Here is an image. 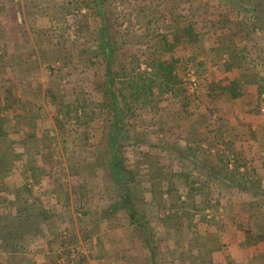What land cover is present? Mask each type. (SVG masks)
I'll return each mask as SVG.
<instances>
[{
	"label": "trees",
	"instance_id": "obj_1",
	"mask_svg": "<svg viewBox=\"0 0 264 264\" xmlns=\"http://www.w3.org/2000/svg\"><path fill=\"white\" fill-rule=\"evenodd\" d=\"M115 2H126L120 15L127 27L111 15ZM24 4L26 13L32 10ZM63 4L69 7L67 14L49 20L65 23L63 33L53 27L49 30L56 31L48 37L36 34L43 46L35 50L46 57L43 64L54 61L60 71L66 68L68 96L61 93L62 101L56 103L60 91L54 81L44 90L29 83L26 89L35 90L34 99L43 95L60 126L73 122L83 146L96 153L93 167L98 165L96 171L101 170L114 194L113 209L123 210L134 234L118 242L116 258L129 262L119 252L132 248L141 254L136 261L158 264V255H171L173 249L170 262L212 264L218 245L208 246L207 236L193 233L191 220L195 212L218 213L221 206L225 219L234 220L232 213L247 215V229L237 225L245 234L247 252L242 255L247 254V264L256 259L264 264V174L249 159L261 154L264 170V0H63ZM19 32L21 44H27L25 33ZM56 32L60 33L52 35ZM133 32H139L143 41L129 43ZM14 48L21 53L24 47ZM32 53L28 59L15 57V65L34 78L41 62ZM50 62L45 65L49 70ZM191 70L197 81L192 92L184 81ZM248 93L251 122L247 129L228 128L225 106ZM33 107L13 96L0 104V264H35L36 254L52 252L44 236L55 230L49 221L55 217L33 193L44 173L42 162H50L51 153L45 152L47 129L37 125ZM68 139L62 137L61 144ZM178 139L185 141V150L178 149ZM148 148L159 152L150 155ZM152 208L173 210L154 220L167 230L151 227ZM170 231L177 239L165 251ZM74 240L72 236L61 245L66 248ZM190 240L194 246L185 249ZM111 242L113 246L115 239ZM34 244L44 251L29 247ZM63 254L47 255V264L69 263L71 253Z\"/></svg>",
	"mask_w": 264,
	"mask_h": 264
},
{
	"label": "rangeland",
	"instance_id": "obj_2",
	"mask_svg": "<svg viewBox=\"0 0 264 264\" xmlns=\"http://www.w3.org/2000/svg\"><path fill=\"white\" fill-rule=\"evenodd\" d=\"M40 1L42 0H0V40L3 38L5 33H9L11 34V40H13L15 43H18V41L21 40V35H19L20 30L21 33H25V42H27V44H30L31 39H34L37 33H42V35H46L48 37L50 31H56L49 30L53 29V27L55 29L60 27L62 29L60 32L63 33L62 31L65 28V23L63 25L59 23L52 24L49 20L57 19L62 17V15H66L69 11V7L67 8L65 4L62 5L63 0H47V2L44 4L43 2L40 3ZM25 2L26 4H30L33 7L31 8L32 10L28 11V13L24 11L26 7L24 4ZM37 5L40 10H42V7H45L43 8L42 13L45 12L48 16L42 15V13L38 11L39 8L38 10H35L34 8H37ZM113 6L115 7L111 12L113 19H115L117 23L122 20L124 22V26L122 28L127 27L129 23L124 21L125 18H121L122 16L120 15L126 11V2H115L113 3ZM60 8H62V12L59 10ZM31 11H33V13H30ZM81 13H84V10H81ZM60 32L53 33L52 35H58ZM127 39L131 44H139L143 41L139 35V32H133L128 36ZM25 44H21L24 47L21 49V53H24L23 56H26V59L30 58L31 55H29V53L32 51L33 59L39 60L41 62L39 68L35 70L36 74L34 80L29 81V84L32 85V87H40L42 90H44L50 81H54V84L57 85L58 91H60L56 99V103L59 104L60 101H62L61 97L63 96L61 93L64 95L66 94L67 96L69 93L67 88L69 77H64L66 68L60 71L59 63H55L54 61H52V63L49 61L51 63L50 70L53 69L51 72L45 66L49 62L45 64L42 63L46 57L40 56V49H37L38 51H36L35 49L27 47L30 45L25 46ZM25 49L26 51H24ZM44 50L45 48L43 51ZM45 52L47 51L45 50ZM5 63L6 65H9L8 62ZM143 68L144 67H142V69ZM188 73L194 75L192 70ZM56 76L58 78H56ZM186 77L184 81H187ZM7 83L8 81H3L0 83V85H5ZM187 86L190 92L194 90H191L189 85ZM27 91L28 102H31V104L34 106L33 108H36L38 111V115H35V118L38 119L37 125L39 126V120H42L43 127L47 129L46 132H44L47 142V150H45V152H47L46 154H48V156L51 153L49 160L50 162L46 164L42 162L41 167L44 173H41L39 183L33 188L34 196L38 198L39 204L42 203L45 209L50 211L48 213L55 217V219L49 220L55 223V230H53L51 235L46 233L47 235L44 236V240L47 243L49 242L48 246L52 252L64 255L63 251L67 250L71 253V261L67 264H106L107 255H104V253L109 252L107 248L111 246L112 238L115 239V242L111 247H113V251H117L118 242L122 240L126 241L129 236L134 237V234L129 231L127 226L129 219L125 217L123 210H117L115 208L113 209L112 205L116 203L115 197L113 196L114 194L107 188L108 184L106 183V180L102 178L103 174L101 170L96 171V167H98V165L95 166V168L93 167V164L95 163L93 160L97 157V155L96 153L87 150V148L83 146V141H81L83 138L82 134H80L81 132L76 131L75 133V127L72 124L73 122H69L65 124V126L64 122H61L63 126H60V124H58L53 118V108L46 104L47 101L43 100V95L41 94V96L39 95L36 99H34L32 95L33 91L35 90H32L31 92L30 90ZM58 118L61 119L60 116ZM89 129L90 127L87 128L88 132ZM62 137H69L66 145H62L60 142ZM176 143L178 149H186V143L183 139L176 140ZM148 149L149 150L147 152H149L150 155H155L159 152L154 148ZM211 151L213 152V149ZM163 153L164 152H162L161 155ZM97 154L101 155L102 153L101 151H97ZM102 156L103 155H101V157ZM259 161L260 159H258L255 163L252 161L254 165L256 164L255 168L260 167ZM197 162H199V158ZM185 166L186 170H188L190 167L189 162H187ZM95 173H97V177L95 176ZM193 175L194 177H197L198 171H194ZM244 199H247V196H245ZM156 210V208H152V212L149 211L150 214L148 215V219H151V227H153L155 231L158 230L163 232L164 230H167L168 227L159 224L156 225L154 220L162 219L169 214L171 215L173 210L168 211V213H166V209L163 212L161 210ZM218 210L219 213H215L211 209H207L204 213L195 212L191 220L193 227L192 232L200 235L207 233L208 235L206 236L208 238L206 244L208 246L216 244L218 245L217 251L219 252V255L217 257L214 256V258L218 260L217 264H228V256L224 251L221 253V247L223 245V241H225V235L222 234L223 232H221V226L223 225H221V222L224 223L225 216L221 206ZM181 215H183L182 212ZM206 219L218 220H210L208 222L210 227L207 228V231H205L206 226L204 225L206 224ZM103 233L105 234L103 235ZM102 235L104 241L100 240ZM72 236H75L74 242H71V244L68 243L69 245L66 248H63L61 243L69 241ZM181 236L183 237L184 235ZM169 237L171 240L164 242L165 251L168 249L171 250L173 248V241L177 239L173 231L169 232ZM201 241L204 240L202 239ZM100 242L102 245L97 244ZM35 245L36 244L29 247L31 249L37 250L36 252H40L42 250L44 251L43 248L35 247ZM193 246L194 245L190 240L189 242H186L185 249L191 248ZM25 247L26 249H30L26 245ZM110 251H112V249ZM52 252L48 251V254H36L34 256L36 262L35 264H47L49 261L47 255L52 254ZM76 254H78L77 256L81 257L79 261L78 259L80 257L75 258ZM128 254L130 256L129 262H127V264H143L139 262L140 259L136 261V258H139L141 255L137 250L129 248ZM172 254L173 249L171 255H167V253L158 255V264H178L176 260L171 262L169 261L173 258ZM114 257L116 258L117 255ZM62 260H65V257H63ZM62 260H59V263H62ZM99 260H102V262ZM256 260L252 264H258L259 261ZM124 263L125 262L119 260L118 258L115 261V264Z\"/></svg>",
	"mask_w": 264,
	"mask_h": 264
},
{
	"label": "crops",
	"instance_id": "obj_3",
	"mask_svg": "<svg viewBox=\"0 0 264 264\" xmlns=\"http://www.w3.org/2000/svg\"><path fill=\"white\" fill-rule=\"evenodd\" d=\"M62 12V8L59 9ZM60 12V13H61ZM39 34V33H37ZM11 34H4L3 38L0 40V66H2V68H4L3 70H0V83H2L3 81H8L7 84L5 85H0V104H1V100L4 98H9V96H13V97H17L20 99V103L23 104H28V91L26 89V84L29 83L30 81H33L34 78L33 77H28L25 73H24V69H22L21 67L19 68V66H16L15 64H18L15 57L17 58H24L23 54L24 53H18L16 52L14 49L15 46H19L21 44V40L18 41V43L13 42V40H11ZM30 45V46H27ZM25 46L30 47L31 49H35L36 47H42L43 44L36 38L31 39L30 44H25ZM28 49V48H27ZM22 51V50H21ZM26 51V49L24 50ZM29 51V50H28ZM16 61V62H15ZM5 62H8L9 65H6ZM4 64V65H3ZM1 69V68H0ZM36 74V73H35ZM32 78V79H30ZM251 89V88H249ZM249 94V93H248ZM244 94L241 97V100H235V102H230L229 104H227V106H225L227 109V113H228V120H229V125L227 126L228 128H232V129H236V127L240 126L241 127H245L247 129V124L251 121L250 117L247 118V102L251 99H248V97L250 96V94ZM32 114L34 115H38V111L36 108H32ZM6 115V114H5ZM240 124V125H239ZM42 125L43 127V121L41 120V123L39 125V127ZM226 127V128H227ZM254 129V126H252V130ZM241 131V130H240ZM244 148L247 149V142H244ZM218 149H221V146H217ZM261 154H256V155H251L249 157L250 161L252 162H256L258 160V157ZM261 157V156H260ZM253 166L256 167V164ZM260 163V161H259ZM260 167L258 169L259 172H261L262 174H264V170L261 167V164L259 165ZM242 171V169L240 170ZM103 178V176H102ZM245 198V197H243ZM245 201H247V199H244ZM233 204H235L236 206L239 207V204L235 203V199L233 200ZM124 213V212H123ZM219 213V212H218ZM125 214V213H124ZM212 216V215H211ZM232 216L234 218L233 219H225L224 223L221 222V232H223L222 234L225 235V241H223V245L221 247L222 251L221 253L224 251L225 254L228 256V261L229 263L232 262V264H247V254L242 255L243 253L247 252V247L244 246V242H245V234L242 231L243 228L247 229V215L242 214L239 217H236L237 215H235V213H232ZM209 218V217H207ZM210 220H218V219H206L205 222L206 224L204 226H206L205 231H207V228L210 227L209 225V221ZM241 225V228H238L237 225ZM240 229V230H239ZM204 231V232H205ZM105 233H103L104 235ZM102 237L100 238V240L104 241V238ZM203 235H208L207 233L203 234ZM99 245H102L101 242L97 243ZM112 249V251H110ZM251 249H254V247H252ZM107 250H109V252L104 253V255H107V263L106 264H115V261L117 260V258H115L114 256L117 255V251H113V247L109 246L107 248ZM115 253V254H113ZM120 256H125V257H129L130 255L128 254V250L126 249H121V251L119 252ZM219 252L215 251L211 254V261L212 264H217L218 260H216L214 258V256H218ZM127 257V258H128ZM115 258V259H114ZM120 260V258H118ZM100 262H102V260H99ZM123 262H125L124 264H127V261L121 260ZM224 264V263H223Z\"/></svg>",
	"mask_w": 264,
	"mask_h": 264
},
{
	"label": "built area",
	"instance_id": "obj_4",
	"mask_svg": "<svg viewBox=\"0 0 264 264\" xmlns=\"http://www.w3.org/2000/svg\"><path fill=\"white\" fill-rule=\"evenodd\" d=\"M186 79L187 81L185 82L187 83V85H189L190 89L193 90L197 85L196 78L194 77V75L188 73Z\"/></svg>",
	"mask_w": 264,
	"mask_h": 264
}]
</instances>
